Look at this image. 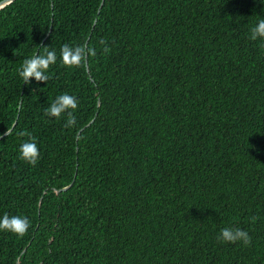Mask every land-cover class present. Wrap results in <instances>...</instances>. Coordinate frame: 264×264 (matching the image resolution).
Wrapping results in <instances>:
<instances>
[{
	"label": "trees",
	"instance_id": "16d2710c",
	"mask_svg": "<svg viewBox=\"0 0 264 264\" xmlns=\"http://www.w3.org/2000/svg\"><path fill=\"white\" fill-rule=\"evenodd\" d=\"M260 19L264 0L0 8V217L31 221L23 237L0 230V264H264ZM64 44L96 55L67 67ZM45 48L50 79L24 83L23 61ZM64 93L78 100L68 128L45 115ZM224 227L251 243L221 242Z\"/></svg>",
	"mask_w": 264,
	"mask_h": 264
},
{
	"label": "clouds",
	"instance_id": "9594fccd",
	"mask_svg": "<svg viewBox=\"0 0 264 264\" xmlns=\"http://www.w3.org/2000/svg\"><path fill=\"white\" fill-rule=\"evenodd\" d=\"M250 39L255 41L257 39H264V19H260L255 26L250 29ZM103 45L105 41L101 40ZM110 49L104 48V52H109ZM96 51L94 48L89 47L87 44H79L70 46L64 44L60 50V58L62 63L67 67H83L89 57H94ZM57 62V55L55 50H47L45 54L30 56L23 61L22 67L19 70V76L24 83H30L31 78H35L37 82H45L50 79L48 70L52 65ZM78 108V100L74 95L64 93L56 97L49 108L45 110V115L53 118H60L67 114L65 127H72L76 124V117L73 114ZM20 135H29V139L20 145V158L28 164L35 166L40 159V150L35 137L27 133H20ZM256 217H252L253 222ZM31 221L26 216H18L4 214L0 217V230L8 231L23 237L27 234ZM218 239L224 243H237L242 242L245 246L251 243V236L247 231L241 228L224 227L220 229Z\"/></svg>",
	"mask_w": 264,
	"mask_h": 264
},
{
	"label": "water",
	"instance_id": "95a60500",
	"mask_svg": "<svg viewBox=\"0 0 264 264\" xmlns=\"http://www.w3.org/2000/svg\"><path fill=\"white\" fill-rule=\"evenodd\" d=\"M13 0H2L0 1V8L4 7L5 5L9 4Z\"/></svg>",
	"mask_w": 264,
	"mask_h": 264
}]
</instances>
